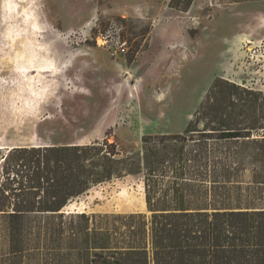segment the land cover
Instances as JSON below:
<instances>
[{
    "label": "rangeland",
    "instance_id": "1",
    "mask_svg": "<svg viewBox=\"0 0 264 264\" xmlns=\"http://www.w3.org/2000/svg\"><path fill=\"white\" fill-rule=\"evenodd\" d=\"M216 77L264 93V0H0V184L3 157L15 147L107 143L125 157L140 154L145 139L179 135L189 181H219L220 197L208 201L243 205L258 145L213 136L205 152L196 145L201 131L186 132ZM145 174H123L72 198L61 211L62 251L68 231L81 225L72 215L103 229L113 214L148 217ZM170 175L157 176L155 189L170 190ZM44 220L24 221L31 243ZM10 235L0 219V260Z\"/></svg>",
    "mask_w": 264,
    "mask_h": 264
},
{
    "label": "trees",
    "instance_id": "2",
    "mask_svg": "<svg viewBox=\"0 0 264 264\" xmlns=\"http://www.w3.org/2000/svg\"><path fill=\"white\" fill-rule=\"evenodd\" d=\"M199 119L202 129H197ZM263 124L264 93L216 77L186 126V132L201 131L196 145L205 152L213 136L258 145L251 152L253 185L245 203L234 206L208 201L220 197L214 186L219 181L210 186L189 181V150L179 135L161 137L158 144L145 139L140 154L125 157H115L107 143L12 148L2 161L0 219L11 235L0 264H264V134L250 139ZM144 170L148 217L113 214L110 227L103 229L89 226L84 213L72 215L81 225L68 231L70 246L62 251L61 211L72 198L98 183ZM165 172L171 174V188L158 191L156 178ZM33 214L45 219L35 232L38 244L30 242L24 228Z\"/></svg>",
    "mask_w": 264,
    "mask_h": 264
},
{
    "label": "built area",
    "instance_id": "3",
    "mask_svg": "<svg viewBox=\"0 0 264 264\" xmlns=\"http://www.w3.org/2000/svg\"><path fill=\"white\" fill-rule=\"evenodd\" d=\"M118 49L121 50L120 52H124V50H125V45L118 44Z\"/></svg>",
    "mask_w": 264,
    "mask_h": 264
},
{
    "label": "bare ground",
    "instance_id": "4",
    "mask_svg": "<svg viewBox=\"0 0 264 264\" xmlns=\"http://www.w3.org/2000/svg\"><path fill=\"white\" fill-rule=\"evenodd\" d=\"M100 40H101V39H99V40H98V41H99V43H100L101 45H102V44H104V42H100ZM27 71H28V70H27ZM40 94H41V93H40Z\"/></svg>",
    "mask_w": 264,
    "mask_h": 264
}]
</instances>
